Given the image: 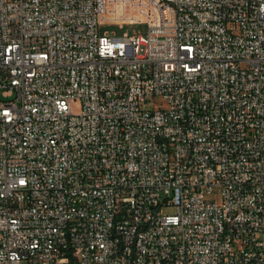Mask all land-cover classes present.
<instances>
[{
  "label": "built area",
  "instance_id": "2783aa9c",
  "mask_svg": "<svg viewBox=\"0 0 264 264\" xmlns=\"http://www.w3.org/2000/svg\"><path fill=\"white\" fill-rule=\"evenodd\" d=\"M0 264H264V0H0Z\"/></svg>",
  "mask_w": 264,
  "mask_h": 264
},
{
  "label": "rangeland",
  "instance_id": "374dc122",
  "mask_svg": "<svg viewBox=\"0 0 264 264\" xmlns=\"http://www.w3.org/2000/svg\"><path fill=\"white\" fill-rule=\"evenodd\" d=\"M101 33H107L108 35H116V36H123L125 34L133 36L135 34L146 36L147 34V26L145 24H127V25H103L100 27ZM156 103H161V98L157 97L155 99ZM164 107H167L166 105ZM71 108L74 113H79L81 111V103L74 102L71 104ZM163 213L167 215H173L176 213L175 207H167L163 209Z\"/></svg>",
  "mask_w": 264,
  "mask_h": 264
}]
</instances>
